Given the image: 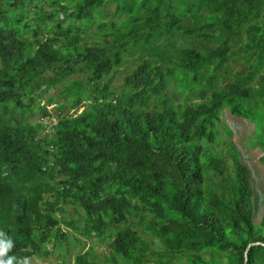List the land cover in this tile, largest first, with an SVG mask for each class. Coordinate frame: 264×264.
Segmentation results:
<instances>
[{
  "label": "trees",
  "instance_id": "trees-1",
  "mask_svg": "<svg viewBox=\"0 0 264 264\" xmlns=\"http://www.w3.org/2000/svg\"><path fill=\"white\" fill-rule=\"evenodd\" d=\"M226 112L264 162V0H0L3 259L264 264Z\"/></svg>",
  "mask_w": 264,
  "mask_h": 264
},
{
  "label": "rangeland",
  "instance_id": "rangeland-1",
  "mask_svg": "<svg viewBox=\"0 0 264 264\" xmlns=\"http://www.w3.org/2000/svg\"><path fill=\"white\" fill-rule=\"evenodd\" d=\"M112 9V8H111ZM131 62V61H129ZM130 68V63L126 67H121L120 71L116 77V83H121L123 76L126 74V71ZM53 92V91H51ZM41 105L47 104L45 99H42L40 102ZM49 110V115L41 117L39 112L30 113L27 116L29 121H43L46 125H51L56 122L55 110L53 105H46ZM69 113H73V110H70ZM224 122L230 127L233 133V140L238 146L239 151L241 152L242 159L247 162L251 169V173L254 179L255 191L258 199L259 212L258 215L264 211V162L260 161V150L255 147L252 143L254 138V128L250 122H247L241 118L225 113L223 116ZM75 217V215H72ZM87 247V244H86ZM85 247V248H86ZM96 251L101 253L102 249L96 247ZM72 257V256H70ZM69 256L65 264H69ZM29 264H64L62 257L58 251H53L50 255L46 257H37L34 256L29 259Z\"/></svg>",
  "mask_w": 264,
  "mask_h": 264
},
{
  "label": "clouds",
  "instance_id": "clouds-1",
  "mask_svg": "<svg viewBox=\"0 0 264 264\" xmlns=\"http://www.w3.org/2000/svg\"><path fill=\"white\" fill-rule=\"evenodd\" d=\"M12 246L11 239L6 238L4 234L0 232V264H13V261L16 260L15 256H8L7 259H3V257L7 256ZM22 264H29L28 259L25 258Z\"/></svg>",
  "mask_w": 264,
  "mask_h": 264
},
{
  "label": "water",
  "instance_id": "water-1",
  "mask_svg": "<svg viewBox=\"0 0 264 264\" xmlns=\"http://www.w3.org/2000/svg\"><path fill=\"white\" fill-rule=\"evenodd\" d=\"M254 244H257V243H251V244L249 245V247L252 246V245H254ZM246 257H247V255H246Z\"/></svg>",
  "mask_w": 264,
  "mask_h": 264
}]
</instances>
